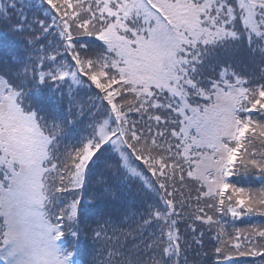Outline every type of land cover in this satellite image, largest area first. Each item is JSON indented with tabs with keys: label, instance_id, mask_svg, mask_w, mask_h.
<instances>
[{
	"label": "snow or ice",
	"instance_id": "6c2138e0",
	"mask_svg": "<svg viewBox=\"0 0 264 264\" xmlns=\"http://www.w3.org/2000/svg\"><path fill=\"white\" fill-rule=\"evenodd\" d=\"M43 2L52 23H37L44 33L60 29L63 51H50L39 37H25L36 55L0 66V264H80L75 257L82 223L96 225V242L127 235L111 214L100 210L89 217L88 202L80 197L64 200L84 188L86 171L105 146L116 153V166L130 176L143 178L136 163L142 162L161 181L158 188L151 181L146 184L163 193L162 205H148L136 229H153L143 247L135 252L122 245L110 248L105 264H178L177 217L182 213L177 208L185 204H177L168 191L170 182L192 180L199 185L197 201H213L206 207L233 217L245 209H264V194L255 199L232 182L241 169L264 174V152L248 151L254 139L264 143V76L250 79L219 60L220 52H234L246 41L248 50L259 52L264 62V0ZM18 3L0 0V19H10ZM26 22L22 16L11 30L25 32ZM83 37L95 42L81 43ZM86 83L98 90L104 115L94 118L89 135L61 158L67 129L78 122L68 117L77 115V93ZM27 84L58 92L61 100L67 97L66 115L59 117L49 107L51 95L34 99ZM160 109L176 117L164 118L162 124L161 115L149 116L164 130L138 128L129 118L133 112ZM195 211L196 220L216 223L204 207ZM258 235L264 238V230ZM247 254L259 255L256 249Z\"/></svg>",
	"mask_w": 264,
	"mask_h": 264
},
{
	"label": "trees",
	"instance_id": "16d2710c",
	"mask_svg": "<svg viewBox=\"0 0 264 264\" xmlns=\"http://www.w3.org/2000/svg\"><path fill=\"white\" fill-rule=\"evenodd\" d=\"M50 12L51 10L43 0H19L15 11L10 13L11 18L0 19V66H3L5 62H11L13 59L36 55L33 47L26 45L25 37H39L41 44L50 46V51L52 48L63 51V48L60 47L61 37L58 34L60 29L52 28L48 33H44L40 24L37 23V21H44L46 25H51ZM22 16L27 17L26 31L13 32L11 26L15 25ZM57 24H60L59 20H57ZM89 42H95V38L83 37L81 40V43ZM260 59L259 52L252 53L248 50L246 41L240 44L238 50L234 52L219 53L221 65L231 63L236 71L242 72L253 80H259L261 76H264V65L259 62ZM212 63H215V61H212ZM26 90L33 93L34 99L39 96L51 95L53 104L49 107H54L55 114L59 117L66 115L69 107L67 97L61 100L60 93L50 94L46 88H34L32 84H27ZM63 91L65 93L68 91L67 85L63 86ZM73 91L76 92L77 90L74 88ZM97 92L98 90H95L94 86L89 87L87 83L78 90V104L75 109L77 115L68 117L69 120L78 122L74 127L67 129L69 135L61 144V158H63L66 149L71 150L72 145L81 136H86L84 133L85 128L93 121L90 119L93 102L96 105L103 104L97 97ZM128 99H132V97L129 96ZM81 107L83 108L82 115L79 114ZM89 108L92 109L91 112H89ZM133 114L135 112L129 114L130 119L135 117ZM41 115H45V113H41ZM144 117L149 126L148 113L144 114ZM253 118L260 119L258 116ZM49 123H51V120H49ZM166 138L170 140L169 137ZM253 149L259 155L264 152V143L259 139H254L248 146V151L251 152ZM98 157L96 163L90 165V169L87 171L84 188L79 190L78 196H76L78 190L67 195L68 201L70 202L74 197H80L82 203L88 202L89 217L94 216L100 210L111 214L118 220L120 228L127 235L117 233L116 235L119 236L118 241L102 239L96 242L92 239V229L96 225L90 224L86 227L82 223L78 254L82 256L83 264H105L107 252L113 247L122 245L124 249L131 252H135L137 246L143 247V241L147 239L153 229L136 231L138 225L142 223L141 216L148 205L156 203L162 205L163 203L159 200L160 195L163 194L162 192L155 191V198L149 196L147 198L145 179H138L140 183L137 184L135 177L127 178L122 172V177L119 176L117 168L110 176H107V168L109 167L104 165L103 161H110L112 157L109 158L103 152L99 153ZM136 163L139 166L142 165V162L137 161ZM143 167L146 175L153 180L154 187L158 188L161 181L151 176L146 167ZM250 171L253 172L251 175L249 174ZM232 182L236 183L237 186L245 187L248 194L255 199L261 198L264 194V174L255 169L249 168L247 172L241 169ZM194 183L186 178L183 184L179 183L178 180L174 183L170 182L171 186L168 188V191L174 193L177 204L180 202L185 204L182 209L177 208V211L182 213L177 217L181 235V253L178 264H264V238L258 235L260 230H264V209L253 212H248L245 209L239 217H233L229 212L228 223L222 224L217 209L206 207V204L213 203V201L204 198L197 201L199 187L197 190L194 189ZM147 194L149 193L147 192ZM110 207H113L114 211H108ZM197 207H204L205 213L212 215L216 223L209 225L204 221L196 220L195 216L199 214L195 211ZM109 235H112L111 230H109ZM236 244L240 245L239 249L235 247ZM217 248L221 249L220 253L216 252ZM252 249H256L259 255H248L247 253ZM240 253L245 254L241 255Z\"/></svg>",
	"mask_w": 264,
	"mask_h": 264
},
{
	"label": "rangeland",
	"instance_id": "374dc122",
	"mask_svg": "<svg viewBox=\"0 0 264 264\" xmlns=\"http://www.w3.org/2000/svg\"><path fill=\"white\" fill-rule=\"evenodd\" d=\"M259 62L264 65V62H262L261 59L259 60ZM161 102L163 103V102H166V101H164L162 99ZM97 113L99 114V116L96 115ZM144 114H146V113H135V114H133V116H135V117H133L130 120L136 122L138 128H142V129H145L146 130L148 127H151L152 128V131L154 130V132H156L158 130H164V128H163V126H161L160 128H158L155 121L149 120V116L161 115L162 116V124H163V119L164 118H167L169 120H173V119L176 118L174 113H168L165 109L150 110L148 112V120L150 122V125L148 126V123H147V121H146V119L144 117ZM103 115H104V104H102V105H96V107H94L93 110H92V112H91V118L90 119L93 120L94 118H102ZM90 131H91V129L89 128V126L85 128L84 133L86 134V136L89 135ZM101 152H103V154H106V156H108L109 158L112 157V160H110V161H103V164L109 167V168H107V170H108V174H106L107 176H110L116 170V168H117L118 169V173L120 174L119 176L122 177V173H124L127 178L134 177V176H130L122 168H119V167L116 166V161H117L118 157H117L116 153L110 147L105 146L102 149ZM97 155H99V153ZM113 157H114V159H113ZM140 168L143 170V178H141V177H135L136 180H137V184L140 183L138 179H145V181L146 180L147 181H151L152 184H153V180L150 179V176L146 175V171H145V168L143 167V165H140ZM252 173L253 172L250 171L249 174L251 175ZM86 175H87V171H86V174H85V179H86ZM153 187H154V185H153ZM198 187L199 186L194 183V189L197 190ZM147 192L149 194H152V195L147 194ZM154 192L155 191H153V189L146 184L145 194H146L147 198H148V196L149 197H152V198H155ZM77 193H79V191H77ZM108 211H114V208L113 207H110L108 209ZM226 216H229V212H227V211H226Z\"/></svg>",
	"mask_w": 264,
	"mask_h": 264
}]
</instances>
